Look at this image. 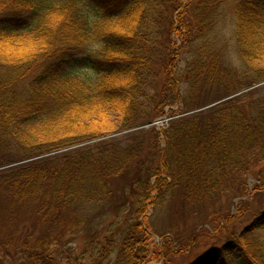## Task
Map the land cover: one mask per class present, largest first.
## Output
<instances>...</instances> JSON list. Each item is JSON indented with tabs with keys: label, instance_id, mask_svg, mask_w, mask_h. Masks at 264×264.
Masks as SVG:
<instances>
[{
	"label": "trees",
	"instance_id": "16d2710c",
	"mask_svg": "<svg viewBox=\"0 0 264 264\" xmlns=\"http://www.w3.org/2000/svg\"><path fill=\"white\" fill-rule=\"evenodd\" d=\"M263 82L264 0H0V264L158 262L176 235L156 250L150 222L188 210L177 240L210 218L223 241L193 264H264V89L232 97ZM178 103L166 129H141ZM101 130L123 135L89 144Z\"/></svg>",
	"mask_w": 264,
	"mask_h": 264
},
{
	"label": "rangeland",
	"instance_id": "374dc122",
	"mask_svg": "<svg viewBox=\"0 0 264 264\" xmlns=\"http://www.w3.org/2000/svg\"><path fill=\"white\" fill-rule=\"evenodd\" d=\"M221 27H222V31H224V34L221 37H223L225 39V48L227 46L228 54L229 53L232 54L231 53V52H233L232 45L229 43V42H231V34H230L231 33V21H230V18H227L226 22ZM224 28H225V30H224ZM173 42L176 45L175 46L176 49H179L178 50L179 69H182L183 73H184L185 72L184 70H185L186 59L188 58L187 48L184 46L181 38L177 39V38L173 37ZM227 51H225V52L227 53ZM229 56H232V55H229ZM227 63H228V61H227ZM229 66L231 67V69L237 70L238 64H237L235 58H233V57L230 58ZM184 86L186 87V85L184 84V81H183V85L181 87L182 91L184 90V88H183ZM263 86L264 85L252 87V88L247 89V90H245L239 94H236L232 97L241 96V94H243V93L249 94V91L254 90L255 88L256 89L261 88V90H262V89H264ZM202 98L204 99V97H202ZM228 99L229 98H226L225 101ZM213 106H215L214 103L207 105V106H204L202 108V110H206L207 107L211 108ZM183 107H185V103H183V104L178 103L176 106L165 107L163 110L162 116L160 118H169V117L177 116L178 115L177 112L181 111V109H183ZM198 111H200V110H198ZM158 119L159 118L154 119L152 122L146 124L141 129L144 131H147V130L152 129V128L156 131L164 130L166 128L167 124H165L163 127L152 125ZM90 123H88V124H90V128L100 129V128H103V126L108 125V119L104 118V119H102L101 122H90ZM117 135L120 136L123 134H117ZM117 135H111L110 132H108V131L103 132L101 130V131L97 132V136L95 137V140L93 139L91 142H89V144L95 143V142H98L101 140H106L108 138H112V137H115ZM145 138H146V140L144 141V144L149 145L148 143H150L151 140L148 139L147 137H145ZM73 148H75V147L63 149L60 152L63 153V152L68 151L69 149H73ZM57 153H59V152H57ZM262 166H264V165H262ZM258 169L260 170V168H258ZM258 169H255L253 172L254 173L258 172ZM254 173H251V175L248 176V178L246 180V186L248 187L249 192H251L253 186L256 183L255 179L253 178ZM154 181H155V179H152V182H154ZM251 193L253 194V192H251ZM238 199H241V198H237V199H234L232 201V204L229 208V212H231V215H234L237 211V205H236V207H234V205H235V201ZM245 199H247V198H245ZM238 203L239 202H237V204ZM225 205L228 206V202H226L225 199L223 198L222 201H219L218 207L216 206V208H214V207L210 208V209H208V211L206 213H208V215H209V214L215 212L216 210H218L221 206H225ZM263 207H264V193L259 194L258 197L255 199L254 203L252 204V208L256 211H260ZM171 209L173 211H175V209H178V208L172 206ZM31 210L32 209H30L29 206H25V205L19 206L18 208H16V216H17L16 218L21 224V226H19V229L21 227L23 229L24 228L23 225H24L26 229L31 230V226L34 223V217H35L32 214ZM152 213H153V211L150 208L148 210V214L146 215V218H148ZM249 216L250 215H248L247 217H249ZM154 220L155 219H153L150 222V226L157 233L153 235V238L151 241L152 247L156 250L157 249L161 250L163 247L164 248L167 247V246H163V239L160 238V235L169 233L168 231H170V230L173 232L170 231L171 233L168 236L172 237L174 234L176 235V239H175L176 245L174 243L172 244L173 247L171 246V248H172L171 253H167L165 255L164 259H161V261H158V262H151L149 264H163V263L164 264H193L196 260L200 259L201 257H203L209 253L214 252L217 248H220L221 245L223 244V241H221V235L218 233L219 229L216 228V226L212 223V219L210 220V218L205 219L204 222L196 228V231L193 234L194 238L192 239V241H190V244H188L186 246L187 243L185 244V242H184L185 239H183L181 242L179 240H177L178 237H183L187 234L186 230L189 229L191 226L195 225V220H199V217L192 215L190 210H188L186 212V216L184 217V219H176L175 217H173V219H168L164 215V216H161L159 220H155V221ZM35 225L36 224L34 223V226ZM0 236H1V234H0ZM80 240H81V238L79 237L77 240L78 246H80ZM178 243H180V244H178ZM183 243H184V245H183ZM0 258H3L1 253H0Z\"/></svg>",
	"mask_w": 264,
	"mask_h": 264
},
{
	"label": "water",
	"instance_id": "95a60500",
	"mask_svg": "<svg viewBox=\"0 0 264 264\" xmlns=\"http://www.w3.org/2000/svg\"><path fill=\"white\" fill-rule=\"evenodd\" d=\"M221 102H223V101H220V102L216 103L215 105H217V104H219V103H221ZM207 108H208V107H207ZM207 108H206V109H207ZM239 200H240V199H238V200L235 201V205H234V207H236V204H237V202H238Z\"/></svg>",
	"mask_w": 264,
	"mask_h": 264
}]
</instances>
